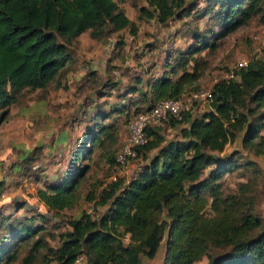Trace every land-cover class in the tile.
I'll list each match as a JSON object with an SVG mask.
<instances>
[{"label":"trees","instance_id":"1","mask_svg":"<svg viewBox=\"0 0 264 264\" xmlns=\"http://www.w3.org/2000/svg\"><path fill=\"white\" fill-rule=\"evenodd\" d=\"M121 1L0 0V111L7 110L20 91L42 90L49 85L72 63L66 44L86 31L91 38H97L104 27L112 32L128 29L134 35L135 25L117 5ZM143 2L138 19L154 20L159 25L174 18L210 14L220 28V37L245 26L254 16L264 29V0H204L208 8L200 10L192 0ZM201 48L178 57L176 68L181 74L175 80L164 74L144 82L141 97L148 102L144 111L199 90L185 92L197 78L196 68L191 74L185 73V68ZM261 52L264 60V49ZM235 78L219 79L211 87V98L204 102L209 103V109L201 116L192 117L196 106L204 104L195 103L181 114L180 121H165L172 126L186 123L179 130V139L165 141L158 128L148 127L146 142L135 149L133 158L147 160L146 164L129 181H112L96 199L86 198L94 201V208L107 206L105 213L98 219L82 213L69 221V231L50 251L49 262L75 264L81 258L83 264H142L154 259L163 243L161 264H195L202 258L208 264H264V222L252 212L247 187L240 185L235 192L225 193L220 184L235 169V154L217 156L242 134L241 149L264 163V61H251L235 73ZM138 92L136 88L129 90ZM114 112L124 114L126 125L140 113L136 109L129 118L123 109ZM94 126L83 136L84 144L94 147L105 142L110 149L115 148L118 127L113 123ZM114 156H109L110 162L114 163ZM79 158L75 154L73 164ZM252 162L243 166L251 167ZM81 176L76 170L60 183L37 190L38 202L56 213L71 209L78 201L77 180ZM16 223L5 225L8 231L0 241V264L15 261V247L10 248L9 241L28 244L36 235L35 228L21 220ZM30 244L25 264L43 248L39 239ZM209 250L222 255L212 258Z\"/></svg>","mask_w":264,"mask_h":264},{"label":"rangeland","instance_id":"2","mask_svg":"<svg viewBox=\"0 0 264 264\" xmlns=\"http://www.w3.org/2000/svg\"><path fill=\"white\" fill-rule=\"evenodd\" d=\"M192 2L197 5L196 10L208 8L204 0ZM117 5L135 25L134 35L128 29L112 32L104 27L97 38H91L90 31H86L66 44L72 63L49 85L42 90L20 91L14 103L0 111V241L7 237L6 223L17 224L18 220L35 228L36 234L28 244H19L16 239L7 241L10 248L15 247V261L10 264H25L24 260L30 256V243L36 239L42 241L43 248L31 255L30 264H53L49 262L50 251L59 246V239L69 231V221L82 213L93 219L105 213L107 206L94 208V201L86 198L96 199L112 179L129 181L146 164L147 160L135 158L120 168L109 159L125 138L124 114L114 111L123 109L130 118L136 109L139 112L147 109L148 102L141 97L144 82L164 74L175 80L181 74L176 68L178 57L182 53L186 57L193 48L199 49L206 43L212 48L198 50L192 58L194 61L185 68L188 74L196 68L197 75L186 86L187 93L210 89L212 80L219 79L236 61H264L263 52L260 55L255 52L258 50L255 38L263 28L256 16L233 33L220 37V28L210 19V14L174 18L159 25L154 20L138 19L139 8L145 7L143 0H122ZM131 88L139 92L129 93ZM208 109L209 103L198 105L192 117H199ZM110 123L118 127L115 148L110 149L105 142L94 147L84 144L83 136L94 125ZM155 127L165 141L176 140L186 123L172 126L168 120ZM241 135L217 154L218 157L235 154L236 163L220 184L225 193L245 185L253 214L264 222V163L241 149ZM75 154L80 158L73 164ZM247 161H253V166L244 167ZM76 170L82 176L77 180L78 201L74 207L56 213L38 202L37 190L60 183L67 173ZM126 241L125 238L123 243ZM162 253L163 243L154 259L142 264H161ZM208 254L212 258L222 255L217 250H209ZM78 264H83V260ZM195 264H208V261L202 258Z\"/></svg>","mask_w":264,"mask_h":264},{"label":"built area","instance_id":"3","mask_svg":"<svg viewBox=\"0 0 264 264\" xmlns=\"http://www.w3.org/2000/svg\"><path fill=\"white\" fill-rule=\"evenodd\" d=\"M255 45L258 50L255 52L260 55L264 49V29L262 28L259 37L255 38ZM251 61L242 59L236 61L232 67L225 71L219 78L224 81L235 80V73L245 68ZM219 79H213L211 87L215 85ZM211 98V88L208 90L199 89L197 91L181 96L177 100H165L158 102L152 108L140 112L136 117L128 122L125 127V138L117 149L114 156V163L118 167H123L129 159L135 157V149L141 147L146 142L145 131L148 127L157 126L161 122H165L168 118L176 121L181 120V114L189 111L195 103H204ZM115 181V179H112ZM81 258L77 259L75 264L81 262Z\"/></svg>","mask_w":264,"mask_h":264}]
</instances>
